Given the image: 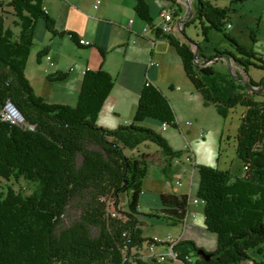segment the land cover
I'll return each mask as SVG.
<instances>
[{"label": "trees", "instance_id": "1", "mask_svg": "<svg viewBox=\"0 0 264 264\" xmlns=\"http://www.w3.org/2000/svg\"><path fill=\"white\" fill-rule=\"evenodd\" d=\"M192 4L205 38L214 29L223 32L235 48L236 53L219 51L216 57L231 59L247 79L238 72L220 71L214 63L199 64L196 50L172 33L158 30L156 35L176 49L187 77L206 104L214 105L224 118L239 106L245 108L235 137L244 175L196 165L197 198L204 203L205 228L216 234L217 245L209 251L183 238L174 251L182 264H241L251 260L250 249L264 245V80L249 76L250 67L264 71V58L226 31L229 8L210 0H192ZM6 7L17 18V32L6 25ZM178 9L183 11L181 4ZM135 11L149 24L154 21L146 0H137ZM40 20L53 36L68 33L78 42L74 32L55 27L44 0L0 1V177L39 182L31 196L10 189L0 199V264H148L137 255L152 240L144 234L141 216L181 225L190 195L162 192L161 207L142 213L143 180L149 163L159 164V154H127L126 150L154 142L168 170L182 151L174 150L157 130L142 123L176 125L172 104L158 86L147 81L130 124L114 129L100 126L97 118L116 83L103 68L85 72L75 106L48 102L26 75ZM47 53L48 48L40 51L38 60ZM198 56L205 58L199 46ZM67 77L63 72L49 75L50 80ZM10 103L22 113L21 122L4 118ZM123 196L127 198L124 209ZM108 201L114 202L119 216L111 215ZM202 249L212 255L209 260L198 253Z\"/></svg>", "mask_w": 264, "mask_h": 264}, {"label": "rangeland", "instance_id": "2", "mask_svg": "<svg viewBox=\"0 0 264 264\" xmlns=\"http://www.w3.org/2000/svg\"><path fill=\"white\" fill-rule=\"evenodd\" d=\"M65 0H47V6L51 3H60ZM72 1V0H71ZM95 0H74V4L79 5L84 15L70 13L66 4L59 5L60 17L58 18V26L62 28L59 31H71L82 38H90V34H95L99 30L103 35H107L111 29L114 30L113 42H119V44H125L128 39L129 54L130 56H137V59L146 61L150 66L151 76L148 75L149 81L158 86L169 98L172 107L175 112L176 125L170 124L168 130H163L160 124L149 123L148 126L157 130L169 143L174 150L182 151L180 155L181 163L174 161L176 171L172 174V171L163 170V167L156 162H150L148 168V174L143 180V188L145 190L154 191L156 184L165 186L167 190H172L173 187H178L180 191H186L192 198L197 197V189L199 184L198 174L195 173L192 189L190 192V174L188 171H184L185 168L190 167V162L187 159L188 152L193 156L197 165L215 166L220 169L235 170L238 163L237 150L235 147V136L238 128V112L241 106L237 107V110L227 118L222 117L217 108L214 105L206 104L204 99L193 86L189 78L187 77L180 57L176 49L169 44L166 39H157L154 34H148L149 40H141L139 44H132L133 36L130 34L129 29L126 27V22L129 23L130 19L138 20L136 26H132L133 29L143 31L144 23L136 14L134 7L132 6V0H104L108 6L106 9L107 20H112L115 23L103 22L102 24L95 20L94 17H101L97 11L91 8ZM153 3H163L165 6L172 7L173 11H178L177 1L170 0H149ZM183 5V11L175 15V20L179 22V29L172 32L177 38L184 40L193 47V43L199 46L205 56V58H217L212 63L220 71L230 72L229 67L223 66L216 57L217 52L232 51L236 53L234 46L225 37L223 32L211 29L208 34V39L202 33L200 21L198 18H194V10L190 9L188 1L180 0ZM214 5L221 8H229V20L226 24V31L234 36L239 42L245 45L247 48L254 50L255 52L264 56V0H210ZM193 8V4H192ZM5 22L7 26L12 27L16 32L18 27L14 25L16 16L13 11L6 7ZM91 16V17H90ZM184 20V21H183ZM183 21V22H180ZM158 19L154 18L152 25L158 23ZM56 23V21H55ZM127 23V24H128ZM113 28H112V27ZM128 26V25H127ZM149 28L150 26L147 25ZM69 28L70 30H64ZM182 29H185V33H182ZM87 31L89 35L84 34ZM254 34V37H253ZM57 36L55 39L49 40L50 36L47 34L46 25L43 20H40L37 24L36 34L34 38V45L31 49L30 56L34 57L47 42L54 46L57 45V50L62 53V61L68 66L76 63L87 64L92 66L99 62H104L107 58L114 63L117 57L120 55L118 49L122 50V45L117 48L110 49L107 54L103 56L99 53L96 47H83L78 46L72 39L70 34L64 36ZM115 38H117L116 41ZM155 41V44H153ZM53 42V43H51ZM197 46L194 47L197 50ZM123 51V50H122ZM29 56V58H30ZM219 61V62H218ZM200 62L203 60L200 58ZM45 64V63H43ZM237 65L233 63V72H236ZM239 67V66H238ZM250 73L255 78H259L264 74V71L255 67H250ZM65 87L72 84L71 80L66 82H60ZM120 96V95H119ZM121 103L117 109H113L112 104H106L101 110L97 123L101 120H109L114 122L113 126L117 128L122 124H125L126 120L133 121V114H135V108L130 107V100L126 95H122ZM138 102V101H137ZM108 103V102H107ZM120 107V109H118ZM187 122H191L192 126L187 125ZM191 129V130H190ZM127 154H138L140 152H159L161 148L154 142L146 141L138 146L135 150L127 149ZM184 163V164H183ZM181 182V185L178 183ZM39 188V182L35 180H29L25 177H11L10 179L0 177V199L5 198L10 189L16 194L21 196H31ZM127 198L122 197L121 206L126 208ZM194 207V205L192 206ZM191 207V216L189 220L190 227L184 232L183 238H190L192 236L201 244H205L207 248H212L217 245V236L215 233L208 231L205 228V216H204V204H199L197 216L192 217L193 209ZM145 212H156L158 209L150 210L144 209ZM72 214L75 211L70 210ZM69 221V219H68ZM192 222H195L200 226L198 235H192L189 231L191 229ZM145 235H159L165 236L169 233L173 235L180 234L182 226H171L166 223H159L156 219L151 218L144 223ZM160 250L165 248L160 247ZM251 260L243 262L244 264H252V260L258 263H264V245L249 250ZM163 264H180L174 261H165Z\"/></svg>", "mask_w": 264, "mask_h": 264}, {"label": "crops", "instance_id": "3", "mask_svg": "<svg viewBox=\"0 0 264 264\" xmlns=\"http://www.w3.org/2000/svg\"><path fill=\"white\" fill-rule=\"evenodd\" d=\"M72 1H74V0H72ZM72 1L71 0H65V1H60V3L66 4V6L69 8V11L71 14L74 13V14L84 15V12L81 10L79 5L74 4ZM111 1L112 0H110V2ZM146 1L150 5L151 15L155 19H158V21H159L158 14L162 9L172 8V7L165 6V4H163V3H156L155 2L152 4L149 0H146ZM170 1H174V0H170ZM176 1L178 4L183 5V3L180 0H176ZM60 3L57 2L54 4V6L51 3L49 6H47L48 5L47 0H44V7H45L46 11L55 19L56 26L59 30L62 29V28H59V26L57 24L58 18L60 17V14H59L60 9L58 8ZM130 3H131V0H130ZM136 3H137V0H132V6L134 7V10H135ZM95 4H96V0L91 5V8L95 9L97 11L98 15H102L99 18H97V16H95L94 17L95 20H98L101 24L105 21L108 23L109 22L115 23V24L117 23V22H114L112 20H107L108 18H106L107 16H106L105 10L106 9L108 10V6L106 4L104 6V0H101V3L99 4V6L97 8L95 7ZM136 14H137V12H136ZM137 16L144 23L149 25L150 27L148 28L147 25H144L143 31L141 32L139 30L137 31V30L133 29V27L136 26L138 20L130 19L129 23L126 22V27H127V29H129L130 34H132V36H133L132 44L137 45L140 43L141 40H145V39L149 40L148 34H150V33L154 34L157 39H163L161 37H157L156 31L151 29L152 24H149L148 22L143 20L138 14H137ZM176 23H179V22L176 21ZM146 27L149 30L146 33H144V29ZM46 30H47V28H46ZM64 30H70V29L64 28ZM47 34H48V36H50L49 40L55 39L57 37V36H53L52 33L49 32L48 30H47ZM84 34L89 35L87 31H84ZM106 34L107 35H103L101 33V30H99L95 34H90L89 35L90 38H87V39L93 43L91 46H84V45H80L76 41H74V42L78 46L96 47L102 56H103V54L99 50V48L101 50H103L104 54L105 53L107 54V52L110 49H113V48L118 49V47L122 45L123 51L121 49H118V52L120 53V55L117 57V60L114 63H111V61L109 59L105 58L104 62H101V59H99V62H97L96 64H93L92 66H89L88 63L85 65L80 64V63H76V64H73L71 66H68L65 63H63L62 56H61L62 53L56 49L57 45L54 44V46H53L52 44H49L46 42L44 44V46H42V48H40L39 52L45 48H48V53L45 56H43L40 61L37 58V54L39 52L34 57L30 56V58L28 60L27 68H26V75H27L28 79L30 80L31 84L33 85L36 93L39 94L40 96L44 97L50 103H60V104H68L71 106H75L78 103V99H79V95L81 92V86H82V82H83L85 72L87 70H97L99 68H103L104 70L109 72L116 80L115 86L112 89L107 100L105 101L104 106L106 104H112L113 109H117L118 105L121 103L120 96L122 97V95H126L130 100V102H129L130 107L135 108L134 111L136 112V109L138 106L137 101H139V97L141 95V92L144 88L145 83L147 81H149L148 75L151 76L150 66L146 61H142L140 59H137V56H135V55L130 56V54L128 52V50H129L128 46L130 44L129 39L125 44H123V43L119 44V42L114 43L112 41L113 35H114V30L111 29ZM61 38H63V37L61 36ZM80 38H82V37L77 36L78 40ZM84 38H86V37H84ZM116 39L117 38H115V40ZM116 41H118V40H116ZM182 41H184V40H182ZM51 43H53V42H51ZM153 44H155V41H153ZM195 46H197V45H195V43H193V48ZM48 55L50 56V59L47 58ZM262 57L264 58V56H262ZM216 59L217 58H214L213 60H216ZM218 60L223 64V66L229 67V69L231 68V70L233 72V63H235V62H233L231 59L226 58L224 55H220ZM43 63H45V64H43ZM235 71L240 73L241 75H243L244 79L248 78V75H246L245 72L243 71V69L241 67H238V65H237ZM59 72L67 73L68 77L64 80H61V81L49 79V75H55ZM233 73H235V72H233ZM249 76L256 81L264 80V74L260 75L259 78H255L254 75L250 73V69H249ZM67 80L72 81V84L68 87H65L64 85H62V83H60V82H64V81L66 82ZM149 82H151V81H149ZM151 83L154 84L153 82H151ZM104 106H103V108H104ZM118 109H120V107ZM236 110H237V108L232 111L230 116ZM244 111H245V108L241 107L240 111L238 112V127H239L240 117L242 116ZM134 115L135 114H133V118H134ZM130 122H132V120H126L125 124H128ZM113 123L114 122L109 121L107 119L101 120V122H98V124L100 126L110 128V129H114L116 127V126H113ZM149 123L161 125V123H157V122L152 121V120H146L142 124L145 126H148L147 124H149ZM117 125H122V122H120V124H117ZM189 126H192V125H189ZM148 127H150V126H148ZM166 130H168V129H166ZM237 130H238V128H237ZM234 142H235V147H236V140L235 139H234ZM140 153H143V152H140ZM150 153H152V152H150ZM157 153L159 154V158H160L159 164L163 167L165 164V159L159 152H157ZM163 170H164V167H163ZM168 170L172 171V174H174L176 171L175 165L172 164V166ZM225 170H227V169H225ZM231 172L235 175H238V176L244 175L243 162L240 160L239 157H238V163H237V166L235 167V170L234 171L231 170ZM164 187L165 186L161 185L160 183L156 184L155 189L152 192L149 190H145L143 188V192L141 194L140 204H139V210L142 213H149V212H145V210H144L145 208H148L150 210H154V209H159L161 207L160 195L162 192H175L178 194H187L186 191H180L178 189V187H173L172 190H167ZM199 204H194V207H192L193 205H191L190 210L192 207L193 212L195 211L194 213L196 214V212H198L197 208L199 207ZM203 210H204V208H203ZM196 216H197V214H196ZM148 219L151 220V218H149L147 216H144V215L141 216V220L143 221V224L146 223V220H148ZM158 222L161 223V221H158ZM162 223H164V222H162ZM143 227H144V225H143ZM199 228H200V226L198 224H196L195 222H192L191 229L189 232L192 235L196 236L199 233ZM145 236L152 237L155 235H145ZM192 239L195 240L199 246L204 247L205 249H207L209 251H212L216 248V245L213 246L212 248H207V246L205 244L199 243L194 238V236H192ZM160 251H163V250H160Z\"/></svg>", "mask_w": 264, "mask_h": 264}, {"label": "built area", "instance_id": "4", "mask_svg": "<svg viewBox=\"0 0 264 264\" xmlns=\"http://www.w3.org/2000/svg\"><path fill=\"white\" fill-rule=\"evenodd\" d=\"M1 1V0H0ZM101 3V0H96L95 7L97 8L99 4ZM159 22L156 25H152L151 29L155 30L156 32L160 30L162 33L170 34L176 30L179 29V23H176L175 17H174V11L172 8L169 9H162L158 14ZM149 29L146 27L144 29V33H146ZM78 43L80 45L84 46H91L93 43L85 38H80L78 40ZM48 59H50V56H47ZM4 118L7 120H10L12 122L18 121L17 118L8 110L7 113H4ZM131 123V122H130ZM128 123V124H130ZM187 125H191V122H187ZM169 124L167 122H163L161 124V128L163 130H166L168 128ZM187 159L189 160L190 167L187 169L185 168L184 171H188L190 174V192L192 189V183L193 179L196 173V162L193 159V156L190 152H188ZM176 162L181 163L182 160L180 157L175 159ZM184 164V163H183ZM247 168V166H245ZM182 183L179 182L178 185H181ZM190 195V194H189ZM203 203V201L197 197L192 198L191 195L188 200V210L185 215V218L181 224L182 231L180 234L173 235L171 233L165 235V236H159L155 235L152 236V240L148 241L144 244L142 250L137 251L138 258L142 260L144 263L148 264H163L165 261H174L182 264L180 260L177 257V254L174 251V246L177 245L182 239L184 232L190 227L189 220L191 216V210L190 206L194 204ZM109 206V212L112 216L117 217L119 216L118 212L116 211L114 207L113 201H108ZM192 217L195 218L196 214L193 213ZM163 247L165 248L164 251H160L159 248ZM244 264V263H241ZM253 264V261H252Z\"/></svg>", "mask_w": 264, "mask_h": 264}, {"label": "water", "instance_id": "5", "mask_svg": "<svg viewBox=\"0 0 264 264\" xmlns=\"http://www.w3.org/2000/svg\"><path fill=\"white\" fill-rule=\"evenodd\" d=\"M186 1H188V4H189V6H190V9L192 10L193 8H192V0H186ZM184 21V20H183ZM183 21H180V22H183ZM200 58L203 60V63H201L200 62ZM227 58V57H226ZM195 60L199 63V64H202V65H208V64H211L214 60L213 59H207V58H202V57H199L198 56V46H197V50H196V54H195ZM230 70H231V68H230ZM231 73H233L232 72V70H231ZM8 110L17 118V120L19 121V122H21L23 119H24V117H23V115H22V113L19 111V109L14 105V104H12V103H10L9 105H8ZM198 253L203 257V258H205V259H207V260H209L211 257H212V255L210 254V253H206L205 252V250H199L198 251Z\"/></svg>", "mask_w": 264, "mask_h": 264}]
</instances>
